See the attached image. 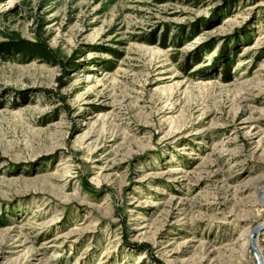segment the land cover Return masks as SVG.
Listing matches in <instances>:
<instances>
[{
	"label": "rangeland",
	"instance_id": "obj_1",
	"mask_svg": "<svg viewBox=\"0 0 264 264\" xmlns=\"http://www.w3.org/2000/svg\"><path fill=\"white\" fill-rule=\"evenodd\" d=\"M263 198L264 0L0 2V264H258Z\"/></svg>",
	"mask_w": 264,
	"mask_h": 264
},
{
	"label": "bare ground",
	"instance_id": "obj_2",
	"mask_svg": "<svg viewBox=\"0 0 264 264\" xmlns=\"http://www.w3.org/2000/svg\"><path fill=\"white\" fill-rule=\"evenodd\" d=\"M263 202H264V198H263ZM263 206H264V204H263ZM256 231H259V227H257L256 228ZM255 241V240H254ZM256 249V248H255ZM256 252L258 253V257H257V259H256V261H257V263L258 264H264V259H262V257H261V255H260V253H259V251H258V248L256 249Z\"/></svg>",
	"mask_w": 264,
	"mask_h": 264
},
{
	"label": "trees",
	"instance_id": "obj_3",
	"mask_svg": "<svg viewBox=\"0 0 264 264\" xmlns=\"http://www.w3.org/2000/svg\"><path fill=\"white\" fill-rule=\"evenodd\" d=\"M2 1H4V0H0V2H2ZM211 48H212V47H211ZM16 50L20 51L19 48H17ZM5 51H6V53H10V52H11L10 49H5Z\"/></svg>",
	"mask_w": 264,
	"mask_h": 264
}]
</instances>
